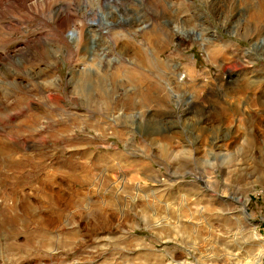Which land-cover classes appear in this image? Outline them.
Returning <instances> with one entry per match:
<instances>
[{
    "label": "rangeland",
    "instance_id": "rangeland-1",
    "mask_svg": "<svg viewBox=\"0 0 264 264\" xmlns=\"http://www.w3.org/2000/svg\"><path fill=\"white\" fill-rule=\"evenodd\" d=\"M0 91V264L264 255V0H0Z\"/></svg>",
    "mask_w": 264,
    "mask_h": 264
},
{
    "label": "bare ground",
    "instance_id": "bare-ground-1",
    "mask_svg": "<svg viewBox=\"0 0 264 264\" xmlns=\"http://www.w3.org/2000/svg\"><path fill=\"white\" fill-rule=\"evenodd\" d=\"M23 3H24V1L25 0H21ZM38 49H40V51H39V53L41 54V53H44V55H45V52H46V49H45V47H44V45H39V47H38ZM143 57H145V56H143ZM44 57H42V59H43ZM146 58V57H145ZM84 84V83H83ZM85 85V84H84ZM43 86V85H42ZM83 86V85H82ZM44 87V86H43ZM42 88V87H41ZM40 88V89H41ZM22 90V89H21ZM42 90H43V88H42ZM14 91H16V90H14ZM28 91V90H27ZM8 93L9 92H3L2 93V91H0V104H1V107H4V109H5V106H4V104L5 105H7L8 106V101H7V98H8ZM12 98V97H11ZM14 99V98H13ZM15 99H17L16 100V103H21V102H23V100H25V99H23L22 97H20V96H18V97H16ZM27 102H28V100H26ZM85 101V100H84ZM15 102V101H14ZM16 103H14L15 105H16ZM23 104V103H22ZM40 104V103H39ZM86 104V103H85ZM9 109V108H8ZM15 109H16V107H15ZM7 110V109H6ZM22 114V113H21ZM37 114V113H36ZM39 115V114H38ZM22 117H23V115H22ZM26 117V116H25ZM28 117H29V115H28ZM24 119V118H23ZM30 120V119H29ZM28 121V120H27ZM21 122H22V120L19 122V123H15L14 122V124L15 125H8V127L9 128H11L12 130H11V132H8V136L6 135L5 137V139L6 140H0V164H2V167L3 168H6V169H13L14 170V168L16 167V166H20L21 165V163L23 164H26V163H30L32 160L30 159V156H29V158H28V156L26 157L24 154L23 155H21V154H19L20 152H19V149H18V147L16 146V145H14V146H11L10 145V143L11 142H13L14 141V139H15V137H17V138H19V140L20 141H22V140H28V139H31V136H32V133H33V131H35V127L38 125V123H39V116H37V115H31V122H30V124H26L25 125V127H22L21 126ZM26 122V121H25ZM41 125V124H40ZM13 126H16V128L17 129H15V130H13ZM23 128H25V130L23 129ZM49 128H50V126H49ZM54 130H55V128H54ZM57 130V129H56ZM27 131H29V136H30V138L29 137H22V136H20L19 134H21V135H25L26 134V132ZM36 132H38L37 130H36ZM40 132H42V131H40ZM53 132V131H52ZM41 135V134H40ZM71 136V135H70ZM66 137V136H65ZM69 137V136H68ZM27 138V139H26ZM33 138V137H32ZM33 140V139H32ZM31 140V141H32ZM29 141V140H28ZM23 143H25V142H23ZM14 144V143H13ZM20 146V145H19ZM35 153V152H34ZM166 153V152H165ZM19 154V155H18ZM37 154H39V153H37ZM43 155V154H42ZM44 156V155H43ZM40 157V156H39ZM35 158H37V157H35ZM41 158V157H40ZM38 160V159H37ZM36 160V161H37ZM34 161V160H33ZM67 161V160H66ZM71 161V160H70ZM75 161V160H74ZM77 161V160H76ZM43 162V161H42ZM73 162V161H72ZM68 163V162H67ZM76 163V162H75ZM85 164V165H84ZM31 165V164H30ZM42 165V164H41ZM76 165H78V167H80L79 166V164H77L76 163ZM83 165H84V167L85 166H88L87 165V163H83ZM38 166H40V165H37V164H35L33 167H32V165L30 166V167H32V168H35V170H32V173L30 172V174L29 175H33V176H36L37 178L39 177V175L38 174H35V172L34 171H36L37 170V168H38ZM44 166V165H43ZM91 166H92V164H91ZM2 167H1V169H2ZM25 168V167H24ZM72 168V167H71ZM87 168V167H86ZM76 169H77V166H76ZM0 171H2V170H0ZM16 171V170H15ZM72 171H74V170H72ZM89 171V170H88ZM19 172V171H18ZM23 172V171H22ZM69 172V171H68ZM82 172H84V171H82ZM55 173V172H54ZM75 173H77V172H75ZM13 174V173H12ZM56 174V173H55ZM28 175V174H27ZM43 175V174H42ZM58 176H59V174H58ZM85 176H88V175H85ZM1 177V176H0ZM4 177V176H3ZM73 177H75V178H72V181H71V184L73 185V184H77V182H80V183H85V182H87L88 180H81V179H77L76 178V176H73ZM69 178V177H68ZM79 178H81V177H79ZM85 178H88V177H85ZM5 180V179H4ZM57 181V180H56ZM43 182V181H42ZM53 182H55V179L54 178H51L50 180H48L47 181V186H48V184L49 185H52L51 183H53ZM74 182H76V183H74ZM79 184V183H78ZM43 185H45V184H43ZM49 187V186H48ZM53 187V186H52ZM69 187H72L71 185L69 186ZM44 193H46V192H44ZM53 194V193H52ZM60 194V192L59 193H57L56 195H54L53 197H51V196H47V198H46V201L47 202H49V204H54V205H52L51 207L52 208H55V206H58V207H60V204L62 203V197H60V196H62V195H59ZM51 195V194H50ZM28 197H25V199H27ZM44 198V197H43ZM43 201V200H42ZM40 204V203H39ZM20 208V207H19ZM22 212H24L25 214H30V213H32L33 212V209L31 208V203L30 202H24L23 204H22ZM7 209V208H6ZM16 209H18L17 208V206H15V210ZM59 209V208H58ZM43 210V209H42ZM13 212V211H12ZM15 212V211H14ZM59 212V211H58ZM42 213V212H41ZM245 213V212H244ZM37 214V213H36ZM39 214V213H38ZM53 214H57L56 212L55 213H53ZM5 215V214H4ZM42 215V214H41ZM59 215V214H58ZM6 216V215H5ZM4 216V217H5ZM26 217V216H25ZM24 217V218H25ZM61 217V215L59 216V218ZM27 218V217H26ZM37 218H39L38 217V215H37ZM11 219H12V217H11ZM14 219L16 220V221H18V219H19V216H17V217H15L14 216ZM150 219V218H149ZM24 220V219H23ZM38 220V219H37ZM235 220V219H234ZM5 221H6V218H5ZM2 222V221H1ZM12 222V221H11ZM42 222V221H41ZM9 223V222H8ZM32 223V222H31ZM10 224V223H9ZM13 225V224H12ZM11 226V225H10ZM18 226V225H17ZM10 228V227H9ZM14 228V227H13ZM17 229V228H16ZM11 230V229H10ZM177 230V229H176ZM12 231V230H11ZM14 232V231H13ZM14 233H16V232H14ZM30 238V237H29ZM31 239V238H30ZM262 256H264V255H259V256H257L258 258H256L254 261H251V263L250 264H261V261H262V259H263V257ZM250 261V260H249ZM237 264H241V263H237Z\"/></svg>",
    "mask_w": 264,
    "mask_h": 264
}]
</instances>
